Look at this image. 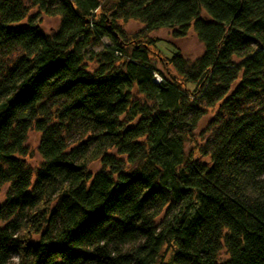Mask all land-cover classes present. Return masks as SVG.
Masks as SVG:
<instances>
[{
	"label": "trees",
	"instance_id": "obj_1",
	"mask_svg": "<svg viewBox=\"0 0 264 264\" xmlns=\"http://www.w3.org/2000/svg\"><path fill=\"white\" fill-rule=\"evenodd\" d=\"M129 21L203 52L164 73ZM3 189L0 264H264V0H0Z\"/></svg>",
	"mask_w": 264,
	"mask_h": 264
},
{
	"label": "rangeland",
	"instance_id": "obj_2",
	"mask_svg": "<svg viewBox=\"0 0 264 264\" xmlns=\"http://www.w3.org/2000/svg\"><path fill=\"white\" fill-rule=\"evenodd\" d=\"M24 4L28 5V0H22ZM29 16H35L33 20L37 27L44 33L50 34L53 32L59 23V19L57 17H47L44 15L36 14L35 9H30ZM28 21L24 20L21 23L17 24L18 27L24 26ZM122 31L126 40L135 39L138 42H148L153 40L156 42V47L152 48L153 51V62L157 69L164 72L163 68L156 60V55H161L162 57H170L174 52H177L188 64L194 62L197 58H199L203 52L202 45L197 41L195 35L190 30L185 37L182 38H173L171 36V31L168 29H159L154 32L146 33L143 31V27L138 22L129 21L122 25ZM104 44H107L106 40H103ZM102 46V44H101ZM100 45H96L94 47L95 50H99L101 48ZM96 68L95 61L87 62L86 69L90 72ZM168 72L172 75H175L174 71L169 67ZM216 110H207L206 114L202 117V119L197 124V127L194 131L196 135H200L206 132L209 123L215 117ZM39 134L33 131H30L28 134L27 141L25 143L26 146V156L24 157V162L26 165L35 170L39 167L41 163V158L37 153L36 146L38 142ZM201 143V142H200ZM188 148V145H186ZM99 169V164L94 162L89 165V171L91 173L97 172ZM4 189L0 194V204L3 201ZM3 224H0V227ZM222 259H225L224 253L222 252ZM16 258L13 257L11 263L16 264Z\"/></svg>",
	"mask_w": 264,
	"mask_h": 264
},
{
	"label": "built area",
	"instance_id": "obj_3",
	"mask_svg": "<svg viewBox=\"0 0 264 264\" xmlns=\"http://www.w3.org/2000/svg\"><path fill=\"white\" fill-rule=\"evenodd\" d=\"M153 81L159 83L161 81L160 77L157 74H153Z\"/></svg>",
	"mask_w": 264,
	"mask_h": 264
}]
</instances>
